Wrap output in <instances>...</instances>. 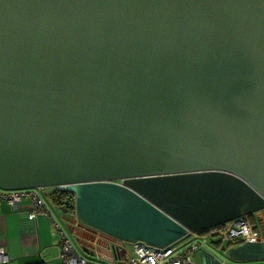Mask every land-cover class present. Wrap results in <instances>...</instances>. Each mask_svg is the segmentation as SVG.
I'll return each instance as SVG.
<instances>
[{"label":"water","instance_id":"95a60500","mask_svg":"<svg viewBox=\"0 0 264 264\" xmlns=\"http://www.w3.org/2000/svg\"><path fill=\"white\" fill-rule=\"evenodd\" d=\"M39 187L156 247L264 211V0H0V188Z\"/></svg>","mask_w":264,"mask_h":264},{"label":"built area","instance_id":"2783aa9c","mask_svg":"<svg viewBox=\"0 0 264 264\" xmlns=\"http://www.w3.org/2000/svg\"><path fill=\"white\" fill-rule=\"evenodd\" d=\"M24 200L31 203V219L44 217L53 220L55 227L61 231L57 256L59 264H197L194 254L204 252L209 240L215 236L221 237V240L229 244L264 239V232L252 223L249 216L239 217L205 231L190 232L186 237L165 247L152 246L144 241L120 240L84 226L91 237V251L97 256L94 258L81 253L77 245L61 230L60 224L54 220L46 187L13 190L0 188V205L6 202L11 207L18 208ZM253 263L264 264V261ZM0 264H10V258L2 244Z\"/></svg>","mask_w":264,"mask_h":264},{"label":"crops","instance_id":"0c3cea01","mask_svg":"<svg viewBox=\"0 0 264 264\" xmlns=\"http://www.w3.org/2000/svg\"><path fill=\"white\" fill-rule=\"evenodd\" d=\"M31 203L24 200L18 208L8 203L0 205V244L5 246L10 264H59L57 259L61 242V231L53 220L31 219L29 212ZM54 220L60 224L61 230L77 245L79 251L87 256L97 258L91 251L89 232L75 219V215H62L52 212ZM68 214V213H67ZM257 220L263 219L264 211L254 215ZM46 223V224H45ZM55 230L52 234L47 230ZM57 236V237H56ZM220 240H209L204 252H196L194 260L197 264H257L253 262L239 263L231 260L222 250Z\"/></svg>","mask_w":264,"mask_h":264},{"label":"trees","instance_id":"16d2710c","mask_svg":"<svg viewBox=\"0 0 264 264\" xmlns=\"http://www.w3.org/2000/svg\"><path fill=\"white\" fill-rule=\"evenodd\" d=\"M48 198L54 208L59 209L60 211H63L64 213L68 214L75 213L74 193L69 191L58 190L55 188L52 192L48 193Z\"/></svg>","mask_w":264,"mask_h":264},{"label":"rangeland","instance_id":"374dc122","mask_svg":"<svg viewBox=\"0 0 264 264\" xmlns=\"http://www.w3.org/2000/svg\"><path fill=\"white\" fill-rule=\"evenodd\" d=\"M54 189H55L54 187H46V193H50V192H52ZM51 209H52V212L55 211V212L61 213L62 215H70V214L64 213L63 211H60L59 209L54 208L53 206H51ZM71 215H73V214H71ZM40 219H41V220H44V219H45V220H44L45 222L48 221V219H46V218H44V217H40ZM250 219H251V221H252V223H253L254 225H258V224H259L261 230L264 232V221H263V219H260V221H259V220H257L255 217H253V216H250ZM45 224H46V223H45ZM49 231H50L52 234H54L53 232H55V230H52L51 228H49V229L47 230L48 233H49ZM56 237H57V236H56ZM213 238H217L218 240H221V237H219V236H215V237H213ZM221 241L223 242V244H227L226 241H223V240H221Z\"/></svg>","mask_w":264,"mask_h":264},{"label":"flooded vegetation","instance_id":"af4514ba","mask_svg":"<svg viewBox=\"0 0 264 264\" xmlns=\"http://www.w3.org/2000/svg\"><path fill=\"white\" fill-rule=\"evenodd\" d=\"M258 226H259V224H258ZM259 228H260V226H259ZM261 229V228H260Z\"/></svg>","mask_w":264,"mask_h":264}]
</instances>
